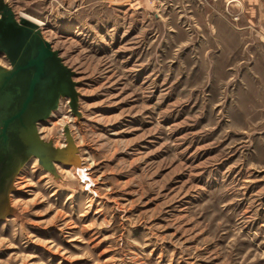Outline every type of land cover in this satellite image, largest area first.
<instances>
[{
  "label": "rangeland",
  "instance_id": "1",
  "mask_svg": "<svg viewBox=\"0 0 264 264\" xmlns=\"http://www.w3.org/2000/svg\"><path fill=\"white\" fill-rule=\"evenodd\" d=\"M5 1L74 71L80 116L38 130L83 172L27 160L0 264H264V35L207 0Z\"/></svg>",
  "mask_w": 264,
  "mask_h": 264
},
{
  "label": "water",
  "instance_id": "2",
  "mask_svg": "<svg viewBox=\"0 0 264 264\" xmlns=\"http://www.w3.org/2000/svg\"><path fill=\"white\" fill-rule=\"evenodd\" d=\"M0 52L9 66L0 64V217L8 209L13 180L27 160L36 156L43 168L55 176V161H79L78 148L67 124L65 143L56 146L44 139L38 123L56 110L61 97H68L71 112L80 116L74 71L58 49L45 39L39 25L15 15L0 0Z\"/></svg>",
  "mask_w": 264,
  "mask_h": 264
},
{
  "label": "crops",
  "instance_id": "3",
  "mask_svg": "<svg viewBox=\"0 0 264 264\" xmlns=\"http://www.w3.org/2000/svg\"><path fill=\"white\" fill-rule=\"evenodd\" d=\"M219 12L236 17L238 28L256 31L264 35V0H207Z\"/></svg>",
  "mask_w": 264,
  "mask_h": 264
},
{
  "label": "bare ground",
  "instance_id": "4",
  "mask_svg": "<svg viewBox=\"0 0 264 264\" xmlns=\"http://www.w3.org/2000/svg\"><path fill=\"white\" fill-rule=\"evenodd\" d=\"M22 16L24 17H27L28 19H31L33 21H35L38 25H39V28H40V24H42V21L37 19L36 17H33L32 15L30 14H27V13H21ZM41 31V30H40ZM42 33V32H41ZM5 66V65H4ZM8 67V66H7ZM64 143H65V139H64ZM64 145V144H63ZM59 146H62V145H59ZM79 159V158H78ZM73 167V169L75 170V173H78L79 171V168L81 169L80 171L83 172V168L79 165V161H77L76 163H71V165ZM68 167V166H67ZM66 168V166H65ZM69 168V167H68ZM67 170V169H66ZM79 171V172H80ZM73 172V171H72Z\"/></svg>",
  "mask_w": 264,
  "mask_h": 264
}]
</instances>
